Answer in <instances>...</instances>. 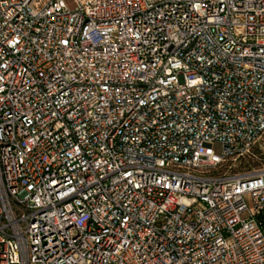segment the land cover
Wrapping results in <instances>:
<instances>
[{
  "label": "built area",
  "instance_id": "obj_1",
  "mask_svg": "<svg viewBox=\"0 0 264 264\" xmlns=\"http://www.w3.org/2000/svg\"><path fill=\"white\" fill-rule=\"evenodd\" d=\"M264 0H0V264H264Z\"/></svg>",
  "mask_w": 264,
  "mask_h": 264
},
{
  "label": "rangeland",
  "instance_id": "obj_2",
  "mask_svg": "<svg viewBox=\"0 0 264 264\" xmlns=\"http://www.w3.org/2000/svg\"><path fill=\"white\" fill-rule=\"evenodd\" d=\"M264 166V135L255 143L249 156H246L237 166V170L243 171Z\"/></svg>",
  "mask_w": 264,
  "mask_h": 264
}]
</instances>
